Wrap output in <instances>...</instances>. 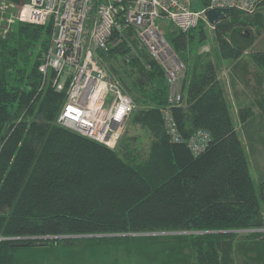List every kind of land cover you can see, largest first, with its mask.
I'll return each mask as SVG.
<instances>
[{
	"label": "trees",
	"instance_id": "trees-1",
	"mask_svg": "<svg viewBox=\"0 0 264 264\" xmlns=\"http://www.w3.org/2000/svg\"><path fill=\"white\" fill-rule=\"evenodd\" d=\"M263 5L252 14L232 7L215 22L220 58L235 60L252 45L251 26L264 27ZM169 27L166 37L186 64L180 103L170 102L164 67L131 29L100 51L136 103L131 123L152 134L144 153L130 141L109 147L57 122L65 90L50 82L41 87L39 70L51 24L16 21L0 35V264L47 256L59 246L67 252L74 242L92 255L122 249L136 264H236L234 246L245 243H234L230 230L264 235V164L257 165V182L219 63L197 50L207 29ZM251 49L264 71V47ZM166 106L184 138L198 128L211 132L204 151L195 155L184 140L170 139ZM251 112L241 107V120ZM263 237L246 248L245 264H264Z\"/></svg>",
	"mask_w": 264,
	"mask_h": 264
},
{
	"label": "built area",
	"instance_id": "built-area-1",
	"mask_svg": "<svg viewBox=\"0 0 264 264\" xmlns=\"http://www.w3.org/2000/svg\"><path fill=\"white\" fill-rule=\"evenodd\" d=\"M263 1L209 0L194 8L192 0H0V35L9 33L16 21L51 24V41L39 70L41 87L50 82L56 90H65L57 122L115 148L136 103L101 50L122 42L128 36L125 30L131 29L164 67L170 82L169 100L177 104L183 98L181 75L186 65L168 41L165 24L188 30L204 19L212 25L206 15L210 7H234L252 14ZM161 113L170 139L184 140L195 155L208 147V129L198 128L184 138L172 109L163 107Z\"/></svg>",
	"mask_w": 264,
	"mask_h": 264
},
{
	"label": "crops",
	"instance_id": "crops-1",
	"mask_svg": "<svg viewBox=\"0 0 264 264\" xmlns=\"http://www.w3.org/2000/svg\"><path fill=\"white\" fill-rule=\"evenodd\" d=\"M264 12V5L260 8ZM251 46L235 60L216 57L219 76L223 80L238 133L252 153L256 165L264 164V71L250 56L251 48L264 47V32L256 30ZM253 46V47H252ZM249 107L252 112L241 120L239 109Z\"/></svg>",
	"mask_w": 264,
	"mask_h": 264
},
{
	"label": "rangeland",
	"instance_id": "rangeland-1",
	"mask_svg": "<svg viewBox=\"0 0 264 264\" xmlns=\"http://www.w3.org/2000/svg\"><path fill=\"white\" fill-rule=\"evenodd\" d=\"M192 1H193L194 6L198 5L199 8L202 7V6L200 7L199 5V3H201V0H192ZM199 23L200 25L201 24L205 25V28L207 29V32H208V38L203 44L198 46L197 50L203 53L210 52L214 56L213 58H216V57L220 58V53H219V49H218V45H217V41H216L215 33H214V27L212 26L214 24L211 25L208 22H206L204 19H201ZM169 26L177 27L176 25H173L172 23H170L169 25L165 24L164 28L166 30V33H165L166 36L168 35V31L170 28ZM260 31L264 32V27H262ZM262 35L264 36V33ZM254 38L252 42L254 41ZM114 64L116 66H120L121 60L114 59ZM185 69H184V73H185ZM181 76H182L181 77V82H182L183 75ZM131 120H132V115L130 116L127 126L125 128L126 132L124 131L118 144L115 147H118L119 143L123 144V141H130L132 146L138 147L139 151L141 153H144L147 149L148 144L150 143V141H152V134L146 129V127L142 126L141 124H132ZM247 153L249 156V163H250L253 176L255 177V180L259 182L260 180L259 174L261 176L262 173L260 170L262 166L258 167L257 165H255L252 159L253 158L252 153L249 150L247 151ZM262 208L264 212V195L262 197ZM263 218H264V215H263ZM260 229L263 230L262 233H264V225L261 226ZM230 231L236 232V235L234 236L235 241L233 240L234 243H236V241L237 242L240 241V243H245V245H242V246H239V243L236 244L234 246V253H233L236 264H245L244 261L247 259L245 256L246 248L249 247L250 245H254L255 241L259 240L260 238L262 239L264 235H262V237L260 236L259 238H253V237L248 238L247 229L246 230L232 229ZM72 236H84V235L74 234ZM74 244H75V247L73 248V250H68L67 252H64L65 248H62L59 246V247H56V249H54L55 251L53 252L50 251V253L47 256L38 255V257H31L30 259H26V260H24L23 258H20V260L17 259L18 264H28L26 261H29V260H31L29 264H136L134 260H131L129 258L127 253L125 254L122 252L124 251L122 249L121 250L113 249V251L110 252V255H107L106 253L92 255L90 252H87L83 247H81L82 245L81 242L79 243L74 242ZM243 246L245 248H243ZM68 248L72 249L70 247Z\"/></svg>",
	"mask_w": 264,
	"mask_h": 264
},
{
	"label": "water",
	"instance_id": "water-1",
	"mask_svg": "<svg viewBox=\"0 0 264 264\" xmlns=\"http://www.w3.org/2000/svg\"><path fill=\"white\" fill-rule=\"evenodd\" d=\"M230 7L214 6L206 10L207 19L210 23H215L219 19L225 18L230 14Z\"/></svg>",
	"mask_w": 264,
	"mask_h": 264
},
{
	"label": "bare ground",
	"instance_id": "bare-ground-1",
	"mask_svg": "<svg viewBox=\"0 0 264 264\" xmlns=\"http://www.w3.org/2000/svg\"><path fill=\"white\" fill-rule=\"evenodd\" d=\"M212 24H214V23H212Z\"/></svg>",
	"mask_w": 264,
	"mask_h": 264
}]
</instances>
